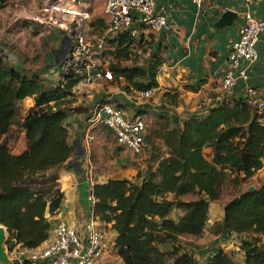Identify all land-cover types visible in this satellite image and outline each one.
I'll return each instance as SVG.
<instances>
[{
    "label": "trees",
    "instance_id": "16d2710c",
    "mask_svg": "<svg viewBox=\"0 0 264 264\" xmlns=\"http://www.w3.org/2000/svg\"><path fill=\"white\" fill-rule=\"evenodd\" d=\"M3 5L0 0V8ZM137 45L124 33L107 39L104 46L112 74L108 82L126 93L156 89L163 64V58L153 54L145 65H137ZM126 62L133 65H122ZM78 83L69 74L48 84L41 73L16 68L0 55V226L7 242L15 239L27 250L49 241L51 219L63 200L51 171L73 155L65 121ZM165 95L175 103L174 96ZM25 99H32L33 105L22 116L17 104ZM113 106L127 110L126 104ZM135 114L146 112L139 109ZM155 125L144 138L154 169L149 167L137 181L109 179L91 189L92 215L103 230L114 233L119 264H201L181 249L179 239H199L205 233L214 238L242 236L241 261L218 250L209 264H264V183L253 191L243 189L264 165V115L242 97H225L205 114L180 124L159 115ZM101 128L106 139L114 138L110 129ZM19 134L25 148L15 154L9 140ZM225 190L234 196L224 204L221 220L210 223V205L220 201Z\"/></svg>",
    "mask_w": 264,
    "mask_h": 264
},
{
    "label": "crops",
    "instance_id": "0c3cea01",
    "mask_svg": "<svg viewBox=\"0 0 264 264\" xmlns=\"http://www.w3.org/2000/svg\"><path fill=\"white\" fill-rule=\"evenodd\" d=\"M153 1L156 7L162 9L168 17L172 31L140 35L135 39L138 45L133 52L139 56L137 63L139 66L145 65L153 54L163 58V64L159 67L156 76L157 88L154 96L148 101L135 102L127 96L128 94L122 90L121 86L108 81H97L84 88L77 86L74 94L83 89L91 95L92 88L97 91L99 83L102 82L104 86L106 85V91L98 90L89 99L95 96L98 97L97 99L106 97L99 103H111L108 100L113 97L118 100V103L126 104V109L131 114L144 109L146 114L154 115V118L164 115L174 124H180L192 116L205 114L212 104L219 102L222 98L242 97L246 85L264 96V34L260 36L256 45L257 59L247 71V80H239L229 92H223L220 88L221 79L228 68V54L233 42L238 38L243 16L245 13H250L255 18L264 19V0H208L200 8H196L191 0ZM3 7L0 8V55L3 59L16 68L25 70H31L28 66H32V63H44L45 66L48 63H54L59 66L69 49V40L65 32L60 29L46 31L27 20L25 16L28 13L25 11H22V15L19 14L21 15L19 19H16L14 14L10 19L7 17L10 13L6 12V3ZM80 8L89 15V20L85 22L89 38L93 39L107 31V18L103 12L102 0H88L82 3ZM228 10L236 12L238 19L231 27L216 29L215 23ZM24 36L29 37L28 42H25ZM57 66L41 73L46 83L55 85L60 80ZM165 93L174 96L175 103L171 102L170 97H167ZM74 100L76 103V98ZM111 104L115 105V103ZM32 105V99H25L17 104L19 109H23L22 116ZM81 105L84 106V104ZM92 112L93 110L87 115L85 109H77L76 112H69L65 121L73 155L66 163L51 171L57 175L63 193L59 212L51 219L54 226L63 221L69 225L74 224L78 230H81L91 208L88 198L92 186L96 183L103 184L109 179H121L117 175L109 178L100 175V166L98 169V165L94 162L93 151L97 147V140L93 135L94 132L91 134L93 129L89 128L85 121V118L91 117ZM102 139L106 140V137ZM24 148L25 141L21 150L15 154L20 153ZM261 172L262 169L256 174ZM214 205V203L210 205L208 216L210 223L220 221L223 216L224 205L222 208L217 206V211L214 210ZM212 214L218 217L213 218ZM210 217H212L211 220ZM52 239L51 231L49 241L41 247ZM236 239L240 240L242 236L212 237L209 253L204 255L200 250L199 253L191 254L199 263L209 264L218 250L231 255L230 249ZM222 241L227 242L226 248H219L218 244ZM215 242L217 245L213 247ZM235 250L236 252L232 253L239 255V258L231 256L241 261L243 252L238 246Z\"/></svg>",
    "mask_w": 264,
    "mask_h": 264
},
{
    "label": "built area",
    "instance_id": "2783aa9c",
    "mask_svg": "<svg viewBox=\"0 0 264 264\" xmlns=\"http://www.w3.org/2000/svg\"><path fill=\"white\" fill-rule=\"evenodd\" d=\"M88 0H39L35 13L25 18L46 31L60 29L69 40V49L58 66L60 75L71 74L78 79V87L84 88L97 81H110L112 74L104 58L105 42L127 33L134 40L140 35L152 32L172 31V25L162 9L153 0H102L103 12L107 18V31L89 38L85 22L88 13L80 6ZM208 0H191L200 8ZM16 19L21 15L15 14ZM264 34V19L243 16L238 30V38L233 42L228 54V68L220 88L229 92L239 81L247 80V71L257 59L256 45ZM75 86L73 92L75 91ZM156 89L146 91L131 90L128 97L135 102L150 100ZM244 102L264 115V96L246 85L242 96ZM89 128L104 126L113 133L116 144L132 154H139L145 145V123L141 116L117 108L111 103H97L87 121ZM88 201L90 211L83 228L63 221L55 224L53 239L35 250L21 248L15 239L7 242L4 249L10 264H119L114 252V234L103 230L92 215L94 204L92 193Z\"/></svg>",
    "mask_w": 264,
    "mask_h": 264
},
{
    "label": "rangeland",
    "instance_id": "374dc122",
    "mask_svg": "<svg viewBox=\"0 0 264 264\" xmlns=\"http://www.w3.org/2000/svg\"><path fill=\"white\" fill-rule=\"evenodd\" d=\"M4 1V5L6 3L7 8L6 12H9L10 14L7 15L8 18L11 19V17L13 16V14H21L22 15V11H25L26 13H28V15H31L33 13L36 12L37 8H38V2L39 0H3ZM5 7V6H4ZM3 7V8H4ZM22 21V20H21ZM20 22V21H19ZM242 25V24H241ZM25 42L29 41V37L24 36L23 37ZM48 50V49H47ZM140 62V61H139ZM141 63V62H140ZM122 65H133L132 62H126L123 63ZM57 65H55L54 63H48L47 66L44 65V63H37V64H33L32 66H28V68H30L31 70H34L35 72H39V73H44L45 71L48 70V68H55ZM58 67V66H57ZM100 86H98V90H105L106 91V85L104 86L101 83H99ZM118 86V84H117ZM109 89V87H108ZM91 90V87H90ZM95 89L92 88V94L95 92V94L98 92L94 91ZM78 92L77 94H74V98H76L77 102L70 105L71 111L70 113H73L74 111L76 112V110H86L87 115L90 114V111L93 110V108L95 107V105L97 103H99L100 100H103L106 97L99 98L97 99L96 96L92 99H89V97L91 98V95L89 92H87L86 90L81 89L80 91H76ZM129 94V93H128ZM128 96V95H127ZM109 102L111 103H118V100H116L113 97H110ZM81 104H84L81 105ZM20 113L21 115L23 114V109H20ZM144 123H145V136H147L149 134L150 130H154L156 127V118H154V115L151 114H146V115H142L141 116ZM86 119V118H85ZM86 121V120H85ZM96 128V129H94ZM91 128L93 129L92 132H94V137H96L97 140V147L96 149H94V162L96 163V165H98V169L100 166V175L104 176L105 178H109V177H113V175H117L118 177H121V179H129L132 181H137L138 180V176L143 177L149 167L151 169H154V165H151L148 163V157L151 153V147L149 146V144L145 143V148L141 151V153L135 155L132 154L130 152H128L127 150L119 147L116 142L114 141V138H112V136L110 137V139H106L103 140L102 138L104 137V132L102 131L101 126L100 127H94ZM15 139L12 137V139L9 140V143L12 147V151L14 153H17L21 150V148L24 146V136L23 134H19V135H14ZM100 140V141H99ZM155 144H159L160 141L158 140H154ZM264 183V165L262 168V172L260 174H256L249 182H247L243 189H246L248 187H259L260 185H262ZM234 196V194L231 192V190H225L224 191V195L221 198L220 201L215 202L214 204V210L217 211V206L221 207L228 201L230 200L232 197ZM184 200H192L194 199L193 197H185L183 198ZM213 215V214H212ZM176 213L173 212L172 213V218L175 219L176 217ZM213 218H217L218 215L214 214L212 216ZM210 217V220L211 218ZM245 237H243L244 239ZM212 236H210L208 233H205L203 235V237L196 239L193 237H189V236H184L181 237L179 239V245L181 247V249L185 252L188 253H199V251L201 250V253H203L204 255L206 253H209L210 249V245L212 243ZM263 241V238L261 239ZM239 239L234 240V244L233 246H231V255L235 258L238 257L239 255H234V253L232 252H236L235 247L238 246L239 247ZM227 242L222 241L221 244L219 245V248H226ZM217 245V242H215V244L213 245V247H215ZM225 245V246H224ZM212 249V248H211ZM215 250V249H214ZM204 259V258H202ZM205 260V259H204ZM116 264V263H115Z\"/></svg>",
    "mask_w": 264,
    "mask_h": 264
},
{
    "label": "water",
    "instance_id": "95a60500",
    "mask_svg": "<svg viewBox=\"0 0 264 264\" xmlns=\"http://www.w3.org/2000/svg\"><path fill=\"white\" fill-rule=\"evenodd\" d=\"M238 19V14L234 11L228 10L224 12L219 20L215 23L214 27L216 29H223L227 27H231ZM254 188H249V191H253ZM5 238H6V230L4 227L0 226V264H10L9 260L7 259L4 244H5Z\"/></svg>",
    "mask_w": 264,
    "mask_h": 264
}]
</instances>
